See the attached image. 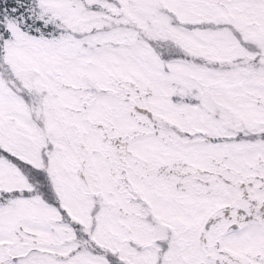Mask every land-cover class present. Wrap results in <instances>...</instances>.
Here are the masks:
<instances>
[{
    "label": "snow or ice",
    "instance_id": "obj_1",
    "mask_svg": "<svg viewBox=\"0 0 264 264\" xmlns=\"http://www.w3.org/2000/svg\"><path fill=\"white\" fill-rule=\"evenodd\" d=\"M0 264H264V0H0Z\"/></svg>",
    "mask_w": 264,
    "mask_h": 264
}]
</instances>
